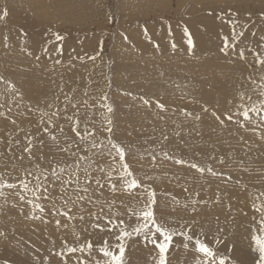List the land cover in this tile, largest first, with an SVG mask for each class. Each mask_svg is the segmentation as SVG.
Masks as SVG:
<instances>
[{
    "label": "rangeland",
    "instance_id": "374dc122",
    "mask_svg": "<svg viewBox=\"0 0 264 264\" xmlns=\"http://www.w3.org/2000/svg\"><path fill=\"white\" fill-rule=\"evenodd\" d=\"M5 11L7 17L0 20V181L16 183L25 168L34 171L36 164L46 168L55 162L74 163L72 152L105 167L111 164L110 157L85 150L90 142L75 138L70 129L79 120L82 133L87 128L98 142L106 143L110 136L125 147L130 170L156 192L158 221H166L177 231L187 225L193 240L218 249L228 264H254L258 253L250 248L249 230L257 227L258 219L243 220L235 189L249 199L246 205L253 203L250 198L258 192L242 178L230 179L248 173L244 175L247 181L260 182L257 176L264 169V146L258 154L255 148L261 144L246 145L250 147L246 157L250 166L239 170L240 162L231 155L230 147L243 145L239 135L244 131L233 127L224 133L217 131L231 127L226 119L229 114L237 126L248 124L238 114V93H244L246 104L259 105L264 99L260 96L264 69L255 64L252 54L264 55L259 47L264 44V0H0V15ZM229 21L235 22V35ZM185 29L193 42L191 51ZM208 32L222 45L225 38L230 41L224 56L230 59L226 58V63H231L226 69L208 64L209 53L196 49L199 35ZM55 34L62 39L57 41ZM241 49L244 60L239 59ZM217 80L223 83L215 84ZM105 95L106 101L102 99ZM104 103L112 107V113L106 112ZM157 103L164 108H158ZM250 115L258 120L255 114ZM107 118L112 120L111 134L106 131ZM203 122L218 128L205 129ZM45 126L49 133L44 132ZM257 129H253L257 137L264 140ZM49 134L55 135L57 142L51 141ZM28 137L34 144L32 160L22 152ZM177 159L186 163L177 164ZM191 163L205 172L198 173ZM208 168L217 175H211ZM64 178H68L67 172ZM95 187L93 180L89 195ZM18 191L19 187L0 188V264H63L55 253L65 242L74 246L77 235L81 242L91 240L96 247L104 238L116 243L107 232L91 228L89 213L98 212V205L84 204L83 213L74 210L73 214L85 216L83 221L53 214V205L62 204L59 183L50 188L48 200L35 201L31 193L26 194V199L41 203L44 212L20 201ZM99 199L103 203L115 200L111 211L119 212L128 224L135 223L125 206L140 208L137 199L113 194L107 187ZM56 220L61 221L59 227ZM217 239L221 243H215ZM182 240L174 238L166 254L168 264H195L194 246L185 250ZM80 256H72L71 264ZM157 259V250L142 238L127 242L125 264H155Z\"/></svg>",
    "mask_w": 264,
    "mask_h": 264
},
{
    "label": "snow or ice",
    "instance_id": "6c2138e0",
    "mask_svg": "<svg viewBox=\"0 0 264 264\" xmlns=\"http://www.w3.org/2000/svg\"><path fill=\"white\" fill-rule=\"evenodd\" d=\"M7 11L0 15V20H4L7 17ZM235 15V13H233ZM233 26V34L235 35V22L229 21ZM185 35L188 36L187 44L188 50L191 51L193 47V42L189 36L187 29H185ZM243 35V33H240ZM55 39L57 41L61 40L62 37L59 34H55ZM264 40V36L261 37ZM230 46V41L225 38L223 41V47L220 51L228 55ZM174 47V45H173ZM232 47L235 48L234 40L232 42ZM264 49V44L259 46ZM47 51V48L44 49ZM57 51H60L58 48ZM251 51V49H249ZM255 57V64L261 69H264V55H259L256 52L252 53ZM239 59H245V51L241 49L238 53ZM94 59L95 57H90ZM39 59V57H37ZM57 64L60 63L59 60L56 61ZM261 80L264 81V75H262ZM255 84V81H252ZM8 88L11 89L12 85L9 84ZM260 96L264 97V84L261 85ZM103 100H107V96L102 97ZM238 99L240 103L236 105L238 114L243 117V120L256 124V121L252 119V115L258 116L259 122L264 124V99H262L259 105L255 103L246 104L244 93H238ZM251 101V97H248ZM145 104H148V100H144ZM158 108L163 109L164 105L157 103ZM75 107V105H73ZM103 108L107 113H112V107L104 103ZM2 115V113H0ZM56 115V113H52ZM233 118L232 114L226 116V119L231 121ZM71 119V118H69ZM199 119V117H197ZM219 120V117H217ZM15 123V121H13ZM52 121L49 120L48 124L51 125ZM80 121L77 120L71 127V132L75 134V138H78L80 142H90L89 147L85 149L86 151L92 152L93 154H102L105 157L111 158V164L107 167L103 163H97L92 161L89 156L77 155V152H72L71 156L76 157L74 163H65L61 165L59 162L50 164L48 167H41L39 164L33 165L34 171L29 168L24 169L23 175L17 179L16 183H10L7 181H0V188L7 189H17L19 191L16 193L19 200L32 205L34 209L44 212V208L41 203L34 202L33 199H26V194L31 193V196L35 198V201L48 200L50 196V188L59 183L61 190V200L62 204L60 207H55L54 215L58 214L68 220L79 219L83 221L85 216L80 214L79 216L73 214L74 210L79 209L80 213L84 212V204L98 205V212H91L89 215L92 218L91 228L98 229L101 233L107 232L116 243L110 242L107 238H104L103 243L96 247L91 240H86L84 242L80 241V237L76 236V244L70 246L69 243L65 242L62 245L60 251H57L55 255L60 257L63 264H71L72 256L76 253H81L80 257H76L75 264H92V260H95V264H125V253L127 242L134 237L142 238L147 244L154 246L157 250L158 259L155 264H168L167 253L169 252L170 246L174 243L175 237H182V244L185 250L189 249L190 244H192L193 251L196 254L195 264H228L226 258L219 255V250H214L209 243H206L200 239L193 240V235L190 234L188 226L185 225L180 231L169 226L165 222H160L157 220L155 215L154 206L157 204V197L155 190L150 186H145L143 181L140 180L134 173L130 170L129 165L126 163V149L122 144L114 142V140L109 136L107 142L104 140H97L93 131L85 128L83 133L79 130ZM223 123V121H221ZM106 131L111 134L112 132V120L107 118ZM244 127V124H240ZM62 130V129H61ZM45 133H49V127L45 126ZM49 139L53 142H57V137L55 135L49 134ZM167 139V137H165ZM27 145L22 147V152L27 154L29 160L33 159V139L32 137L27 138ZM44 142L41 141V144ZM71 145H69V148ZM79 145H77V148ZM60 152H67L68 148H58ZM167 155V154H165ZM23 159V157L21 158ZM40 159H43L41 156ZM97 163L95 169H93V164ZM177 164H184L186 161L183 159H177L175 161ZM192 169H195L198 173H204L205 168L200 167L195 163L189 165ZM207 171L215 176L217 175L211 168ZM67 172L68 178H64V174ZM99 175H95V173ZM81 174L83 176V183L81 182ZM95 181L96 187L92 189V195H89V189L91 182ZM107 191L116 193H125L129 197L137 199L138 203L141 205L140 208H127V215L135 217L134 224H128L121 218L119 212L111 211L115 200L103 203L100 201L99 196L103 195L105 188ZM143 189L142 192L139 190ZM93 196H96L93 199ZM264 192H261L257 196L253 203L252 209L254 213L257 214L258 220L255 221L257 227L250 229V248L253 252L258 253V258L254 261V264H264ZM123 204V201H121ZM195 203V201H193ZM109 211L106 212L105 209ZM39 218V217H36ZM56 225L59 227L61 225L60 220H56ZM64 227H67L65 224ZM2 235V233H0ZM215 243L219 244L221 241L217 239ZM98 252L100 254L99 258H95L94 253ZM86 254L87 258H83ZM47 260V258H45Z\"/></svg>",
    "mask_w": 264,
    "mask_h": 264
},
{
    "label": "bare ground",
    "instance_id": "6f19581e",
    "mask_svg": "<svg viewBox=\"0 0 264 264\" xmlns=\"http://www.w3.org/2000/svg\"><path fill=\"white\" fill-rule=\"evenodd\" d=\"M208 34L209 35H205V36H203V35H199V37L200 38H197L198 40H197V42H196V49H197V51L198 52H206V53H209V56H208V64L209 63H215V66L216 65H224V68L226 69L227 67H225V65L227 66L228 64H230L231 62L230 61H228V63H226V58L227 57H225L224 55L225 54H223L221 51H220V48L221 47H223V45H222V43L220 44L219 42H217L216 41V35H210V33L208 32ZM197 36V35H196ZM195 36V37H196ZM203 36V37H202ZM207 36V37H206ZM209 37L211 38H215V40H211V42H210V40H209ZM221 41H223V40H221ZM257 41V40H256ZM237 48V47H236ZM258 50V49H257ZM216 51V52H215ZM217 53H219L220 55H217ZM215 54V56L213 57L212 55H214ZM215 58H216V60H215ZM228 59V58H227ZM228 60H230V59H228ZM254 61V60H253ZM253 63V62H252ZM223 77V79H225V81L226 82H228L229 81V78L228 77H226V76H222ZM209 79V83H211V84H213L214 83V79L213 78H208ZM222 80V79H221ZM221 80H217V81H215V84H222L223 83V81H221ZM219 88H221V87H219ZM221 99V98H220ZM221 101H223V100H221ZM224 103V102H223ZM233 107V105L232 106H230V108H232ZM234 119V118H233ZM237 120V119H236ZM235 121V120H234ZM255 121H256V119H255ZM257 121H259V119L257 120ZM256 121V122H257ZM236 122V121H235ZM229 124V123H228ZM230 124H231V127H227L226 128V126L225 125H223V126H225L224 128H222V129H220V130H218L217 132H219V133H224V131H225V129H230V128H236L238 131H244V133H242V134H240L239 136H241V138L243 139V142H242V146H239V147H230V153H231V155H233L234 157H236L237 159H238V161L240 162L239 164H237V165H239V170H243V169H245V170H248V167H246V166H250V163H248L247 161H246V157H247V155H248V150H250V147H247L246 145H254V143H256V144H261L260 145V147L259 146H257L255 149H256V152L259 154V149H261L263 146H264V140H261L259 137H257L258 135H256V132L253 130L255 127H257V128H259V129H257V133L258 134H260V135H263L264 133H262L263 131H262V129H261V126L263 125V124H261L260 122H259V125L257 124V126L255 125H253V124H251V123H248L250 126H248V124H246V126H245V128H243V127H241L240 126V124H238V126H237V123H233L232 121H230ZM205 129L206 128H208L209 126L211 127V129H213L214 127H216V128H218V125H216V124H213V123H209V122H203V125H202ZM36 127V126H35ZM221 128V127H220ZM264 128V127H263ZM151 129V128H150ZM250 131H252V133L250 132ZM250 132V133H249ZM213 134V133H212ZM214 135V134H213ZM219 137L220 136H223V135H221V134H219L218 135ZM171 138V137H170ZM20 140V139H19ZM221 140H223V139H221ZM205 143V142H204ZM209 144V143H208ZM214 145H216V146H219V145H217V144H214ZM207 146H209V145H207ZM215 146V147H216ZM210 147H213V146H211L210 145ZM212 149V148H211ZM213 150V149H212ZM218 150V149H217ZM216 151V150H215ZM217 152V151H216ZM248 152V153H247ZM249 156V155H248ZM242 168V169H241ZM238 173H240V172H238ZM256 172H254L253 174H255ZM248 173H241L238 177H231L232 179H230L231 180V182L232 181H234V180H237V179H240V178H242V179H244V181H245V183H246V185H248V186H250V187H255L254 189L258 192V196L260 195V193L261 192H264V186H262V185H264V169L261 171V172H259V175L257 176V181H259L260 180V182H256V181H254V182H249V180H251V181H253L252 180V178H247L248 179V181L246 180V178H244V175H247ZM252 174V175H253ZM247 181V182H246ZM262 184V185H261ZM262 187H261V186ZM258 187V188H257ZM260 187H261V189H260ZM235 191H236V197H237V200H236V202H237V205L239 206L238 207V211H239V213L242 215V218H243V220H245V219H258L257 217H256V213H254V211H253V209H252V204L251 205H246L247 203H248V201H249V199L245 196V194L242 192V191H240L238 188H236L235 189ZM256 197H253V198H250V200H254ZM24 205V204H23ZM21 206H22V204H21ZM20 208H23V207H20ZM26 208V207H25ZM27 209V208H26ZM245 209H248V211H250V212H248V211H246ZM17 211V210H16ZM15 212V211H14ZM26 212V211H25ZM251 212H253V214H251V215H248L249 213H251ZM27 213H29L28 211H27ZM247 214L248 216H246L245 214ZM15 214V213H14ZM244 215V216H243ZM10 216V215H9ZM52 217V216H51ZM50 217V218H51ZM246 221H249V220H246ZM24 224V223H23ZM27 225V224H26ZM25 225V226H26ZM45 225V224H44ZM29 226H31V225H29ZM15 227V226H14ZM25 228H28V227H25ZM16 229V228H15ZM241 252V251H240Z\"/></svg>",
    "mask_w": 264,
    "mask_h": 264
}]
</instances>
